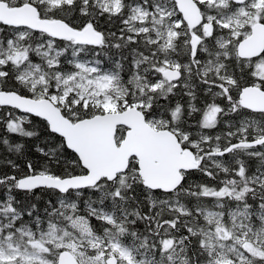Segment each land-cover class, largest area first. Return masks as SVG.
Masks as SVG:
<instances>
[{
  "label": "snow or ice",
  "instance_id": "obj_1",
  "mask_svg": "<svg viewBox=\"0 0 264 264\" xmlns=\"http://www.w3.org/2000/svg\"><path fill=\"white\" fill-rule=\"evenodd\" d=\"M0 264H264V0H0Z\"/></svg>",
  "mask_w": 264,
  "mask_h": 264
}]
</instances>
